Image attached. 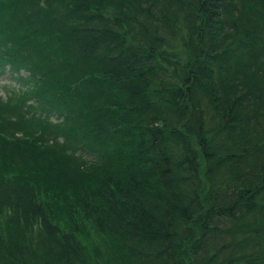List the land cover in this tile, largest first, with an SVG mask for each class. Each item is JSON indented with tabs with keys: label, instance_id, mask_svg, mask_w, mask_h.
Wrapping results in <instances>:
<instances>
[{
	"label": "trees",
	"instance_id": "obj_1",
	"mask_svg": "<svg viewBox=\"0 0 264 264\" xmlns=\"http://www.w3.org/2000/svg\"><path fill=\"white\" fill-rule=\"evenodd\" d=\"M0 69V264H264V0H0Z\"/></svg>",
	"mask_w": 264,
	"mask_h": 264
},
{
	"label": "rangeland",
	"instance_id": "obj_2",
	"mask_svg": "<svg viewBox=\"0 0 264 264\" xmlns=\"http://www.w3.org/2000/svg\"><path fill=\"white\" fill-rule=\"evenodd\" d=\"M9 82V76L7 74L0 75V96H5V91L2 89V86Z\"/></svg>",
	"mask_w": 264,
	"mask_h": 264
}]
</instances>
